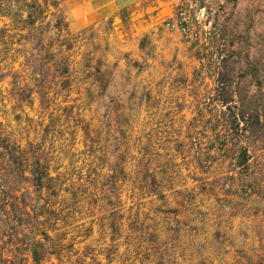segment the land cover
Here are the masks:
<instances>
[{
  "label": "rangeland",
  "instance_id": "1",
  "mask_svg": "<svg viewBox=\"0 0 264 264\" xmlns=\"http://www.w3.org/2000/svg\"><path fill=\"white\" fill-rule=\"evenodd\" d=\"M99 2L0 0V264H264V0Z\"/></svg>",
  "mask_w": 264,
  "mask_h": 264
},
{
  "label": "crops",
  "instance_id": "2",
  "mask_svg": "<svg viewBox=\"0 0 264 264\" xmlns=\"http://www.w3.org/2000/svg\"><path fill=\"white\" fill-rule=\"evenodd\" d=\"M75 1V0H74ZM92 1V2H91ZM100 0H83V2H88L91 7V11H100L102 8L106 7L105 4H99ZM95 5V6H94ZM88 10V9H87ZM89 12V10H88Z\"/></svg>",
  "mask_w": 264,
  "mask_h": 264
}]
</instances>
